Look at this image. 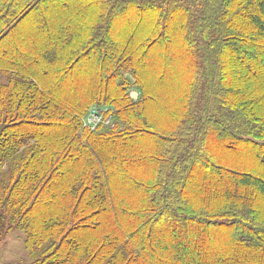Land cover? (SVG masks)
Masks as SVG:
<instances>
[{"label":"trees","instance_id":"trees-1","mask_svg":"<svg viewBox=\"0 0 264 264\" xmlns=\"http://www.w3.org/2000/svg\"><path fill=\"white\" fill-rule=\"evenodd\" d=\"M0 72L30 264H264V0H0Z\"/></svg>","mask_w":264,"mask_h":264},{"label":"rangeland","instance_id":"rangeland-1","mask_svg":"<svg viewBox=\"0 0 264 264\" xmlns=\"http://www.w3.org/2000/svg\"><path fill=\"white\" fill-rule=\"evenodd\" d=\"M124 73L132 82L129 90L131 98L134 101L139 100L141 93L139 86L135 83L136 78L130 70L124 71ZM1 74L0 72V81H5L6 77ZM109 105L111 104L109 103ZM25 239V233L19 229L0 236V264H30L32 259L26 248Z\"/></svg>","mask_w":264,"mask_h":264},{"label":"built area","instance_id":"built-area-1","mask_svg":"<svg viewBox=\"0 0 264 264\" xmlns=\"http://www.w3.org/2000/svg\"><path fill=\"white\" fill-rule=\"evenodd\" d=\"M112 112V106L108 104H96L82 118L83 127L91 130L97 129L99 126L114 127L116 125Z\"/></svg>","mask_w":264,"mask_h":264}]
</instances>
